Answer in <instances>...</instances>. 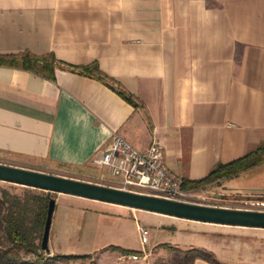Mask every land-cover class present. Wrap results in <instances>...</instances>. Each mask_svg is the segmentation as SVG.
Wrapping results in <instances>:
<instances>
[{
	"label": "crops",
	"instance_id": "0c3cea01",
	"mask_svg": "<svg viewBox=\"0 0 264 264\" xmlns=\"http://www.w3.org/2000/svg\"><path fill=\"white\" fill-rule=\"evenodd\" d=\"M24 52L57 67L51 80L0 66V164L93 182L120 135L139 150L157 139L169 171L198 181L264 144V0H0V55ZM93 65L102 80L78 72ZM55 195L48 257L150 264L111 240V219L140 233L139 210Z\"/></svg>",
	"mask_w": 264,
	"mask_h": 264
},
{
	"label": "rangeland",
	"instance_id": "374dc122",
	"mask_svg": "<svg viewBox=\"0 0 264 264\" xmlns=\"http://www.w3.org/2000/svg\"><path fill=\"white\" fill-rule=\"evenodd\" d=\"M94 175L95 177L100 176V178H93V183L116 187V184L110 181L116 182L118 179L107 175L103 170L96 169ZM80 176H75L77 177L75 179H87ZM263 187L264 163L250 171L242 173V175L240 174L236 178L217 181L203 190L189 193L185 201L195 204L264 212V190H260ZM2 192H7L10 196H18L21 199H24L26 196L47 194L41 190L0 181V197L2 196ZM51 196L55 199L57 195L52 194ZM113 218L116 217L114 216ZM111 220L112 225L115 227L121 224L120 239L117 236L116 230H114L111 234V240L119 243L118 246L124 247L129 251L142 252L144 249L147 254H150L147 261L150 264H172L174 255L159 247L161 244L154 248L153 245L155 243L175 241L180 244H183L182 242L185 241L188 243L195 242L197 247L194 248L213 252L217 255L220 262L227 264H264V230L190 222L140 211L137 219L138 223L143 224L150 230V243L144 246L141 243L140 233L136 229V221L132 216L116 219L119 222L115 219ZM176 231H178V234H176ZM5 242L6 235L1 230L0 244ZM99 251H96L95 258L100 256ZM76 261L78 260L70 262L60 261L56 264H76L78 263Z\"/></svg>",
	"mask_w": 264,
	"mask_h": 264
},
{
	"label": "trees",
	"instance_id": "16d2710c",
	"mask_svg": "<svg viewBox=\"0 0 264 264\" xmlns=\"http://www.w3.org/2000/svg\"><path fill=\"white\" fill-rule=\"evenodd\" d=\"M0 66L21 68L36 74H42L47 79H54L57 62L52 54L37 56L31 52L18 55H0ZM82 75L97 74L102 80L96 65L78 70ZM117 92L129 103L135 104L130 95L123 90ZM264 163V144L249 152L245 157L229 164H218L204 179L198 181H184L182 188L185 192H198L214 182L230 180L240 174L250 171ZM29 188V187H27ZM33 189V188H31ZM38 190V189H35ZM42 191V190H41ZM26 196H10L2 192L0 197V231L6 235V242L0 244V264H56L60 261H74L88 256H54L48 257L42 253V236L47 218L49 202L52 194ZM159 247L173 254L172 264H194L197 260H204L210 264H227L220 262L217 256L205 249H181L165 243ZM125 256L143 257V252L120 249ZM31 256V257H30ZM30 257V258H28Z\"/></svg>",
	"mask_w": 264,
	"mask_h": 264
},
{
	"label": "water",
	"instance_id": "95a60500",
	"mask_svg": "<svg viewBox=\"0 0 264 264\" xmlns=\"http://www.w3.org/2000/svg\"><path fill=\"white\" fill-rule=\"evenodd\" d=\"M0 181L190 222L264 230L263 211L195 204L5 164H0ZM55 206L56 200L52 198L42 236V253H49Z\"/></svg>",
	"mask_w": 264,
	"mask_h": 264
},
{
	"label": "built area",
	"instance_id": "2783aa9c",
	"mask_svg": "<svg viewBox=\"0 0 264 264\" xmlns=\"http://www.w3.org/2000/svg\"><path fill=\"white\" fill-rule=\"evenodd\" d=\"M91 163L113 178L119 189L158 195L174 200H185L190 192L182 188V180L173 175L165 164L164 148L154 139L145 150L135 148L120 135L113 136L108 146L96 154ZM141 243H150V230L139 226ZM146 255V252L145 254ZM138 261L139 256H130Z\"/></svg>",
	"mask_w": 264,
	"mask_h": 264
},
{
	"label": "flooded vegetation",
	"instance_id": "af4514ba",
	"mask_svg": "<svg viewBox=\"0 0 264 264\" xmlns=\"http://www.w3.org/2000/svg\"><path fill=\"white\" fill-rule=\"evenodd\" d=\"M260 190H264V188L260 189Z\"/></svg>",
	"mask_w": 264,
	"mask_h": 264
}]
</instances>
